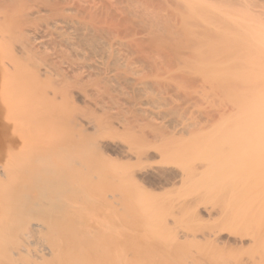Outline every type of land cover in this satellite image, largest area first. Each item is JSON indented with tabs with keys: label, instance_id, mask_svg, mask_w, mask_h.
I'll use <instances>...</instances> for the list:
<instances>
[{
	"label": "bare ground",
	"instance_id": "bare-ground-1",
	"mask_svg": "<svg viewBox=\"0 0 264 264\" xmlns=\"http://www.w3.org/2000/svg\"><path fill=\"white\" fill-rule=\"evenodd\" d=\"M0 264H264V0H0Z\"/></svg>",
	"mask_w": 264,
	"mask_h": 264
},
{
	"label": "rangeland",
	"instance_id": "rangeland-1",
	"mask_svg": "<svg viewBox=\"0 0 264 264\" xmlns=\"http://www.w3.org/2000/svg\"><path fill=\"white\" fill-rule=\"evenodd\" d=\"M153 163L156 165V164H159L160 161H159V159H157V160H154ZM158 191H159V190H157V191H155V192H157V194H161V193H158ZM159 192H160V191H159ZM161 192H162V191H161ZM162 193H163V192H162Z\"/></svg>",
	"mask_w": 264,
	"mask_h": 264
}]
</instances>
